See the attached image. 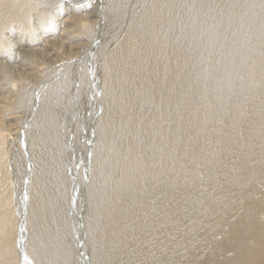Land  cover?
I'll list each match as a JSON object with an SVG mask.
<instances>
[{
	"label": "bare ground",
	"instance_id": "obj_1",
	"mask_svg": "<svg viewBox=\"0 0 264 264\" xmlns=\"http://www.w3.org/2000/svg\"><path fill=\"white\" fill-rule=\"evenodd\" d=\"M50 2L0 0V264H264V0Z\"/></svg>",
	"mask_w": 264,
	"mask_h": 264
},
{
	"label": "clouds",
	"instance_id": "obj_2",
	"mask_svg": "<svg viewBox=\"0 0 264 264\" xmlns=\"http://www.w3.org/2000/svg\"><path fill=\"white\" fill-rule=\"evenodd\" d=\"M14 6H20L16 4ZM24 6L28 11L21 15L19 22L21 24L22 31L27 35H34L36 32L33 26V13H38L42 21L51 23L54 21V14L50 11L52 5L50 0H24ZM8 28H0V52L12 51L14 45L13 42L5 35V30ZM4 65H0L2 69ZM20 81L16 79L11 80V86L13 88L17 87Z\"/></svg>",
	"mask_w": 264,
	"mask_h": 264
},
{
	"label": "rangeland",
	"instance_id": "obj_3",
	"mask_svg": "<svg viewBox=\"0 0 264 264\" xmlns=\"http://www.w3.org/2000/svg\"><path fill=\"white\" fill-rule=\"evenodd\" d=\"M95 5V4H94ZM94 10H95V7H92L91 5H90V7H89V10H87V11H83V14H87V13H93L94 12ZM73 16H78L76 13H74V11H72V13H71ZM75 14V15H74ZM63 15H66L65 13H63ZM62 14L59 16L58 15V17H59V19H64V20H66L65 18H67L66 16H63ZM57 17V18H58ZM65 17V18H64ZM64 20H54L53 21V23L52 24H55L54 26H53V30H55V32H52V33H47V32H42L43 34L42 35H37V36H35L36 38H38L39 37V39H40V41H42V39L43 38H45L46 37V39H49V38H55L56 40L59 38V37H61V32H62V30L64 29L63 28V26L62 25H67L68 24V22H66V21H64ZM56 21V22H55ZM63 23H65V24H63ZM45 24L47 25L48 24V22H45ZM44 23H42V24H39V26L41 25V26H43V25H45ZM51 23L50 24H48V25H52ZM61 25V26H60ZM43 28V27H42ZM44 35V36H43ZM41 37V38H40ZM49 37V38H48ZM43 44H45V43H43ZM42 43L40 44L41 46L43 45ZM39 45V47H41Z\"/></svg>",
	"mask_w": 264,
	"mask_h": 264
},
{
	"label": "snow or ice",
	"instance_id": "obj_4",
	"mask_svg": "<svg viewBox=\"0 0 264 264\" xmlns=\"http://www.w3.org/2000/svg\"><path fill=\"white\" fill-rule=\"evenodd\" d=\"M97 43H98V42H97ZM93 75H94V72H93ZM101 111H102V110H101ZM25 143H26V142H25ZM25 200H27V197H25ZM26 228H27V225H26V223H25L24 225H22V227H21V229H20L21 233H23L24 231H26ZM24 259H25L26 262H28V257H27V255H25ZM28 264H32V262H28Z\"/></svg>",
	"mask_w": 264,
	"mask_h": 264
}]
</instances>
